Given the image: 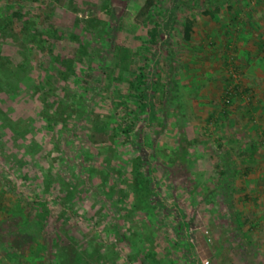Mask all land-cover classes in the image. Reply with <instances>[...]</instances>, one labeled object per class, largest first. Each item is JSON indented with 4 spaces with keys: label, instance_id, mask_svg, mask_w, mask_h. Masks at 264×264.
I'll list each match as a JSON object with an SVG mask.
<instances>
[{
    "label": "rangeland",
    "instance_id": "1",
    "mask_svg": "<svg viewBox=\"0 0 264 264\" xmlns=\"http://www.w3.org/2000/svg\"><path fill=\"white\" fill-rule=\"evenodd\" d=\"M0 264H264V0H0Z\"/></svg>",
    "mask_w": 264,
    "mask_h": 264
},
{
    "label": "trees",
    "instance_id": "2",
    "mask_svg": "<svg viewBox=\"0 0 264 264\" xmlns=\"http://www.w3.org/2000/svg\"><path fill=\"white\" fill-rule=\"evenodd\" d=\"M14 15H19V14H14ZM193 32V28H192V24L189 21L186 25L185 28V33H184V38L186 40H190L191 39V35ZM69 63L71 62V60H68ZM145 70H143L144 72ZM133 74L132 80L130 81L131 83V89L129 91L128 94V101L126 106L124 107V109H126V113L125 115H130L133 116L134 114L138 113L140 114V112L144 111V107L148 106V75H146L145 73H142L140 75L139 73H134L131 72ZM86 96V94H85ZM83 97L84 99H87L86 97ZM85 103V100H83ZM132 103V105H131ZM86 105V104H85ZM84 105V119H88L90 117V115L92 116L91 111L92 110H88L87 106ZM63 117L66 116V114L61 111L59 112ZM85 115H87L85 117ZM130 127V126H129ZM123 132H126L127 134L131 133V128H127V129H122ZM135 181L137 184H135L136 186L134 187V194L138 197V199H140V201H143L144 196H146L147 198H150L151 200V206L152 204L155 202L154 200V194L155 191L153 192V187L152 185V181L150 179V172H142L141 168H142V162H136L135 163ZM150 171V170H149Z\"/></svg>",
    "mask_w": 264,
    "mask_h": 264
}]
</instances>
